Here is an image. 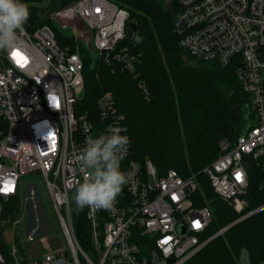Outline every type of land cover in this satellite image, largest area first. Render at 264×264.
<instances>
[{"label": "built area", "instance_id": "built-area-1", "mask_svg": "<svg viewBox=\"0 0 264 264\" xmlns=\"http://www.w3.org/2000/svg\"><path fill=\"white\" fill-rule=\"evenodd\" d=\"M178 3L174 30L180 45L194 58L234 66L254 108L246 130L238 137L221 139L217 156L203 168L218 197L243 214L241 220L264 209L262 204L245 212L257 171L263 173L259 185L264 189V0ZM50 21L55 25L43 24L32 34L25 27V47L14 51L19 57L0 52V229L9 224L6 206L20 197L22 177L33 173L45 182L66 244L54 251L48 238H42L46 253L30 260L19 251L21 239L15 237L10 249L13 263L186 264L216 235L206 237L213 215L207 205L196 204L200 188L196 176L184 177L173 168L162 175L151 160L143 163L132 158L124 115L112 92L102 94L95 108L79 106L86 85L84 46L113 72L126 70L139 79V56L124 43L129 11L112 0H77L53 11ZM60 29L70 32L65 36ZM139 85L148 95L142 80ZM112 127L123 129L121 134L129 137L122 169L135 170L134 180L124 186L115 212L76 210L68 203L83 179L75 155L88 136L107 134ZM28 194L19 204V213L36 198L32 206L41 208L36 220L49 226L37 189L31 187ZM82 214L92 255L76 233L77 217ZM228 226L216 233L227 231ZM35 232L34 226L27 238ZM0 264H7L2 246Z\"/></svg>", "mask_w": 264, "mask_h": 264}, {"label": "trees", "instance_id": "trees-1", "mask_svg": "<svg viewBox=\"0 0 264 264\" xmlns=\"http://www.w3.org/2000/svg\"><path fill=\"white\" fill-rule=\"evenodd\" d=\"M73 1L50 0L48 9L62 8ZM112 1L129 11V21L137 22L136 37L126 38L124 43L139 56L140 77L135 79L126 70L113 72L101 59L91 68L88 59L83 58L86 85L79 106L95 108L102 94L112 92L114 104L124 115L131 157L143 163L148 158L162 175L173 168L184 177L196 176L200 187L195 194L196 204L207 205L213 215L206 232V237H210L243 215L218 197L203 168L217 156L221 139L238 136L251 124L248 96L234 66L201 59L194 64L183 57L185 54L190 60L194 58L180 45V37L174 30L180 10L178 0H173V10L164 8L158 0ZM28 5L29 28L51 23L40 21L39 8ZM140 80L145 83L148 95L141 89ZM262 177L263 173L257 171L251 179L245 212L264 204V189L259 185ZM16 202L15 198L6 206L7 216L16 215ZM77 220L76 233L84 247L88 223L84 214ZM243 250L250 256V264L264 262V209L217 235L186 264H236Z\"/></svg>", "mask_w": 264, "mask_h": 264}, {"label": "clouds", "instance_id": "clouds-1", "mask_svg": "<svg viewBox=\"0 0 264 264\" xmlns=\"http://www.w3.org/2000/svg\"><path fill=\"white\" fill-rule=\"evenodd\" d=\"M29 17V5L23 0H0V52L11 55L24 49L26 41L23 34ZM122 131L119 127H112L107 134L88 136L75 155L83 179L68 203L76 210L116 211L124 186L136 175L135 170L122 169L130 143L129 137L122 135Z\"/></svg>", "mask_w": 264, "mask_h": 264}, {"label": "rangeland", "instance_id": "rangeland-1", "mask_svg": "<svg viewBox=\"0 0 264 264\" xmlns=\"http://www.w3.org/2000/svg\"><path fill=\"white\" fill-rule=\"evenodd\" d=\"M77 0H74L71 3H74ZM166 9H174L175 4L173 3V0H158ZM24 2V0H23ZM28 4L35 5L39 8L38 12V19L40 21H43L44 23H48L50 21V17L53 11H56L60 9L59 6H51V10L48 9V6L50 4V0H40L38 2L28 0ZM70 3V4H71ZM52 25H55L52 21H50ZM27 27V30L30 34H32L37 28H29L27 23L25 25ZM39 27V26H38ZM60 32L62 35L69 34L70 30L66 29L62 30L60 29ZM84 50L83 58L88 59V61L91 63V68H95L96 66V55H93L89 49V47L84 46L82 48ZM183 57L188 60V62H193L194 64L198 63L200 61L199 59H193L190 60L187 58L185 54H183ZM252 113L254 108H250ZM255 114H252V121H255ZM234 137V136H230ZM148 160V158L146 159ZM22 186L20 189V197L16 198V203H14L15 210L18 209L16 215L10 217L9 216V224L5 226V228L2 229V235L0 236V246H2V251L5 252L6 258H7V264H14L13 259L10 256V249L13 246V244L16 243L15 237H20L21 242L18 243L19 251L22 253L26 252V256L28 259L32 260L34 258L40 257L43 254L46 253V250H44L43 245L40 241V239L47 237L48 241L50 243V246L52 250H60L61 247H63L66 244L65 235L62 232V227L60 222L58 221L57 214L55 211V207H53L52 200L50 193H48L47 187L45 185V182L41 177L37 174H28L22 177ZM31 187H35L38 191V195L42 198V207H44V212L46 215L47 220L49 221V226L46 225L45 227L42 226V222H39L36 220V217L41 216V208L40 207H34L32 204L37 202V199L35 198L32 202L29 203V206L27 207V204L25 203V212L22 211L19 213V204L21 200L23 201L29 194V189ZM38 196V197H39ZM16 204V206H15ZM24 211V209H23ZM21 218L19 223H16L17 218ZM240 218V217H239ZM238 218V219H239ZM237 219V220H238ZM16 223V225H15ZM36 227V232L34 233V237L31 239H28L26 234L31 231L32 227ZM24 248V249H23ZM86 252L92 255L91 248V241L89 238V235L85 237L84 240V247ZM236 264H250V256L248 255L247 250H243L240 255L238 256L237 263Z\"/></svg>", "mask_w": 264, "mask_h": 264}, {"label": "water", "instance_id": "water-1", "mask_svg": "<svg viewBox=\"0 0 264 264\" xmlns=\"http://www.w3.org/2000/svg\"><path fill=\"white\" fill-rule=\"evenodd\" d=\"M137 27H138V26H137V22H135V21H129L128 26H127V30H126L127 38H129V37H131V36H133L134 38L136 37V35H137ZM238 136H239V135H238ZM238 136H236V137H238ZM247 217H249V216L243 217V219H245V218H247ZM243 219H241V220H236V221L230 223L229 226L226 228V230L229 229L231 226L237 224L238 222L242 221ZM221 233H222V232L216 233V235L213 236V237H211V238L207 241V243H208L209 241H211L212 239H214L217 235H219V234H221ZM207 243H206V244H207Z\"/></svg>", "mask_w": 264, "mask_h": 264}, {"label": "snow or ice", "instance_id": "snow-or-ice-1", "mask_svg": "<svg viewBox=\"0 0 264 264\" xmlns=\"http://www.w3.org/2000/svg\"><path fill=\"white\" fill-rule=\"evenodd\" d=\"M13 56H14V57H19V56H20V53H19V52H14V53H13ZM25 62H26V61H25ZM52 99H53V101H56V97H53ZM57 106H58V102H57Z\"/></svg>", "mask_w": 264, "mask_h": 264}]
</instances>
